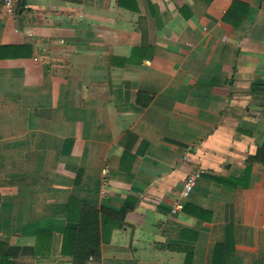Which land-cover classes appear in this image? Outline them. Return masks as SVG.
<instances>
[{
  "label": "crops",
  "instance_id": "1",
  "mask_svg": "<svg viewBox=\"0 0 264 264\" xmlns=\"http://www.w3.org/2000/svg\"><path fill=\"white\" fill-rule=\"evenodd\" d=\"M93 235L82 264H264V0L0 8V264Z\"/></svg>",
  "mask_w": 264,
  "mask_h": 264
},
{
  "label": "built area",
  "instance_id": "2",
  "mask_svg": "<svg viewBox=\"0 0 264 264\" xmlns=\"http://www.w3.org/2000/svg\"><path fill=\"white\" fill-rule=\"evenodd\" d=\"M20 0H0V8L5 9L9 14H14L16 11L17 5ZM205 173L202 169H196L191 171L183 185V189L180 193V198L176 202L173 212L176 213L183 209L185 200L190 196L193 189L197 185L198 181L201 179L202 175Z\"/></svg>",
  "mask_w": 264,
  "mask_h": 264
},
{
  "label": "trees",
  "instance_id": "3",
  "mask_svg": "<svg viewBox=\"0 0 264 264\" xmlns=\"http://www.w3.org/2000/svg\"><path fill=\"white\" fill-rule=\"evenodd\" d=\"M263 151V150H261ZM85 245L87 247V256H77L75 255L76 258V264H82L84 260H86L89 254H95L98 251V246H99V239L98 236L93 235L91 239L86 243ZM6 263V262H5ZM4 263V264H5Z\"/></svg>",
  "mask_w": 264,
  "mask_h": 264
}]
</instances>
